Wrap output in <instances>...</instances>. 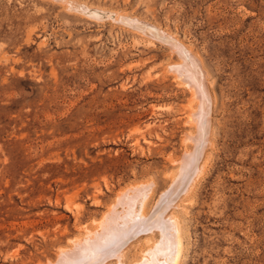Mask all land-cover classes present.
I'll use <instances>...</instances> for the list:
<instances>
[{"label": "rangeland", "instance_id": "obj_1", "mask_svg": "<svg viewBox=\"0 0 264 264\" xmlns=\"http://www.w3.org/2000/svg\"><path fill=\"white\" fill-rule=\"evenodd\" d=\"M155 209L105 264H264V0H0V264Z\"/></svg>", "mask_w": 264, "mask_h": 264}, {"label": "bare ground", "instance_id": "obj_2", "mask_svg": "<svg viewBox=\"0 0 264 264\" xmlns=\"http://www.w3.org/2000/svg\"><path fill=\"white\" fill-rule=\"evenodd\" d=\"M180 52V51H179ZM185 58V57H184ZM187 65V64H186ZM193 65V64H192ZM192 65H189V67H192ZM195 65V64H194ZM197 65V64H196ZM196 65H195V67H196ZM185 66V65H184ZM187 67V66H186ZM199 67V66H198ZM182 68V67H181ZM180 68V69H181ZM193 68V67H192ZM192 68H190V72H192L193 70H192ZM179 69V70H180ZM186 69V68H185ZM199 70H201V69H199ZM183 71V70H182ZM196 71H198V68H197V70ZM172 72V71H171ZM187 72V71H186ZM200 72V71H199ZM197 73V72H195V74L194 75H192V77H190L189 75V78H190V80H192L191 81V83L192 84H190V85H193L192 87V90H194L195 91V94L197 95H195V97H198V100H197V102L199 101V103H197L198 105L200 104V108L202 107L203 108V105H205V104H203L204 102H203V99H204V97L206 98V96L208 97V100H209V96L207 95L208 94V92H207V94H205L204 93V86H206L205 84V79L203 80V78H202V71H201V73ZM189 73V72H188ZM194 73V72H193ZM192 73V74H193ZM181 74V73H180ZM181 76H183L182 74H181ZM184 76H186V74H184ZM183 76V77H184ZM188 76H187V78H188ZM186 78V77H185ZM182 79V78H181ZM185 80L186 79H184V81L183 82H185ZM202 81H203V83H204V85H203V83H202ZM188 82V81H187ZM187 84H189V82L187 83ZM189 85V86H190ZM204 87V88H203ZM206 90H208L207 88H206ZM206 95V96H205ZM207 100V99H206ZM203 104V105H202ZM207 105V104H206ZM205 105V108H203V109H206V106ZM210 105V104H209ZM207 111V110H206ZM208 112H209V110H208ZM203 112L200 110V113H199V115H198V118L196 119L197 121H196V124L197 125H195L196 126V129L200 132L199 133V135L201 134V132H203V126H202V120L204 121L205 119H203V117H201V115L203 116ZM205 114H206V116H207V113L205 112ZM193 115H196V113L194 112V114ZM197 116V115H196ZM196 116H194V117H196ZM204 118H206V117H204ZM207 120H208V118H207ZM205 123V122H204ZM208 124V123H207ZM205 127V126H204ZM205 130H207V128H205ZM196 131V130H195ZM197 132V131H196ZM195 133V132H194ZM194 135H196L197 136V133L196 134H194ZM198 135V137H197V140L199 141L200 140V136L202 135H200L199 136ZM205 135V134H204ZM190 136H193V135H190ZM194 137L195 136H193L191 139L193 140L194 139ZM202 139H204V138H202ZM197 142V141H196ZM202 143H203V141H202ZM192 144H194V140H193V143ZM199 145H200V142H199ZM195 146H197V145H195ZM194 146V147H195ZM202 146V145H201ZM204 146V145H203ZM196 149V148H195ZM200 150H201V148H200ZM195 151V150H194ZM189 152V151H188ZM200 152V151H199ZM199 152H198V154H199ZM201 153H202V151H201ZM197 153H196V151L195 152H193V153H186V155H188L187 157H186V159H185V161L184 162H182L181 163V161H180V164H179V169H178V172H177V174H176V177L172 180V182H171V185H170V187H169V191L171 192L172 191V195H171V197L173 196H175L176 197V195L177 194H180V192L181 191H185V189H186V191H187V189H188V187L190 186V180H189V177H190V173H192V176L193 175H197V170H196V168H195V161H197V160H195V158L197 157V155H196ZM199 156H200V154H199ZM198 159V158H197ZM182 160V159H181ZM208 160V159H207ZM195 162V163H194ZM203 166V165H202ZM193 178V177H192ZM146 190V189H145ZM168 190H167V192H168ZM191 190V189H190ZM185 191V192H186ZM146 192V191H145ZM190 192V191H189ZM145 194V193H144ZM138 195V194H137ZM170 195H169V199L171 198L170 197ZM133 196V195H132ZM145 196V195H144ZM143 196V197H144ZM164 196V195H163ZM131 197V196H130ZM172 197V198H173ZM134 197H132L131 198V202H133L132 201V199H133ZM164 197H162V199H163ZM135 199V198H134ZM167 199V198H166ZM146 200V199H145ZM164 200V199H163ZM129 201H130V199H129ZM125 202V201H124ZM116 203V202H115ZM125 203H128V201H126ZM130 203V202H129ZM128 203V206H130V204ZM135 203V202H134ZM160 202L158 201V203H156V206L155 207H157V205L159 204ZM164 204V203H163ZM162 204V205H163ZM127 205V204H126ZM131 207V206H130ZM161 208V207H160ZM163 208V207H162ZM132 209V208H131ZM108 210H110V209H108ZM125 210V209H124ZM156 210V209H155ZM161 210V209H160ZM163 210V209H162ZM111 211V210H110ZM112 212V211H111ZM117 213V212H116ZM110 214H112L113 215V213H110ZM110 214H108V215H110ZM118 214V213H117ZM117 214H116V216H117ZM107 215V214H106ZM111 216V215H110ZM122 216V215H121ZM112 217V216H111ZM114 217V216H113ZM125 217V216H124ZM129 217H130V213H129ZM132 217H134V216H132ZM132 217H130L129 218V221L128 222H122V223H114L113 225H107L106 226V228H105V231H103V233H101L100 235H99V237H97V238H95L94 240H90V241H86V242H84L82 245H79V246H77V247H75L74 248V246L73 247H71V249L72 248H74V249H70L71 251H69V253H67V255H61V257H59L60 259L58 260L59 261V263L58 264H105V263H109V261H112V260H114L115 262H118L119 263V260H120V255H121V253H122V251H123V249H124V247L129 243V241L127 240V238L128 237H131L132 236V238H133V240H134V238H136V237H138V236H140V235H142V233H152L151 231L153 230V229H157L158 231H159V233L160 234H162L161 236H163V234H164V224H163V221L161 220V218L159 217V215H157V210H156V213H155V211H152V213H150V215H145L144 216V214H143V216H142V218L140 217V218H137L138 216H136L135 218H132ZM110 217H108V219H109ZM111 219V218H110ZM122 219V218H121ZM124 219V218H123ZM165 219V218H164ZM125 220V219H124ZM127 220H128V218H127ZM105 221V219L103 220V222ZM117 221V220H116ZM115 221V219H114V221L113 222H116ZM118 222V221H117ZM120 222V221H119ZM106 223L107 222H105V224L104 225H106ZM110 223H111V221H110ZM176 223H178V222H176ZM100 224V223H99ZM166 224H168V223H166ZM174 224V223H173ZM173 224H172V226H173ZM103 225V224H102ZM100 227L102 228V226L100 225ZM174 227L176 228V226H175V224H174ZM173 227V228H174ZM123 228L125 229V230H123ZM172 228V229H173ZM175 228H174V230H175ZM96 229V228H95ZM177 229H179L178 230V232L180 231V228H178V226H177ZM156 230V231H157ZM97 232V231H96ZM147 233V234H148ZM166 234H168L167 232H165ZM180 233V232H179ZM178 233V234H179ZM175 234H177V232L175 233ZM90 236V235H89ZM92 236V235H91ZM168 236V235H167ZM173 236V235H172ZM178 238H182V237H180V235L179 236H177ZM79 238V237H78ZM91 238H93V237H91ZM170 238H171V235H170ZM175 238V237H174ZM83 239V238H82ZM86 239V238H85ZM173 239V238H172ZM164 240V239H163ZM166 240V239H165ZM181 240V239H180ZM174 241H175V239H174ZM177 241V240H176ZM175 241V242H176ZM182 241V240H181ZM180 241V242H181ZM76 243V242H75ZM79 243H81V242H79V241H77V244H79ZM173 243V242H172ZM156 244V243H155ZM160 246V245H159ZM163 246H165V245H163ZM174 247V246H173ZM157 249H158V247H157ZM156 249V250H157ZM170 249V248H169ZM159 250V249H158ZM151 251V250H150ZM149 251V252H150ZM173 251V250H172ZM175 252H174V255H173V260H172V264H178V262H179V259H180V255H181V251H182V245L179 243V240L176 242V244H175V250H174ZM153 252V251H152ZM157 252V251H156ZM155 252V253H156ZM149 254V253H148ZM123 256V255H122ZM142 257V256H141ZM143 257H144V255H143ZM165 257L167 258L168 256L167 255H165ZM146 258V257H145ZM164 258V257H163ZM165 258V259H166ZM170 257H168V259H169ZM162 259V258H161ZM57 261V262H58ZM123 262V261H122ZM137 262V261H136ZM56 263V262H55ZM136 264H138V263H136Z\"/></svg>", "mask_w": 264, "mask_h": 264}]
</instances>
